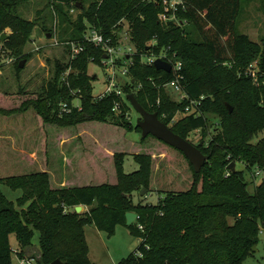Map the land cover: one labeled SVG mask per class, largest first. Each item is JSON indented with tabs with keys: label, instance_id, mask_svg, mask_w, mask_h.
Instances as JSON below:
<instances>
[{
	"label": "trees",
	"instance_id": "1",
	"mask_svg": "<svg viewBox=\"0 0 264 264\" xmlns=\"http://www.w3.org/2000/svg\"><path fill=\"white\" fill-rule=\"evenodd\" d=\"M24 1L0 0V36L8 30L3 43L18 59H28L23 48L35 25L18 14ZM86 1L48 0L62 22L71 23V4L76 8L78 5L80 11L72 22L74 29L64 42L82 44L84 50L64 64L56 62L53 76L41 94L21 99L13 108L0 106V115L10 119L19 114L16 116L24 119L32 109L44 124L104 125L86 133L81 129L65 145L60 139L68 135L58 134L53 165L45 153L44 158H39L40 142L34 151L26 150V144L13 143L12 148L0 144V264H12L10 234L16 237L17 257H24L34 230L39 232L41 264L55 259L63 264H94L88 257L85 224L92 223L99 231L111 234L117 225H126L127 212L136 215L126 226L140 242L117 264H243L259 242L260 229L264 230V33L259 44L239 32L241 0H183L185 9L176 13L181 25L159 20L162 7L158 1L91 0L85 6ZM262 4L264 8V0ZM123 21L128 24L129 41L135 48L127 70L131 83L121 87V94L112 92L97 99L93 95L95 77L88 74V66L91 61L100 62L105 52L101 46L86 42L84 35L88 29H95L109 39V45L115 46ZM161 52L168 56L175 53L182 60L180 83L185 96L180 101L171 100L165 90L173 73L142 61L145 56ZM255 58L263 73L257 77L259 85L243 73ZM132 88L136 89L135 94ZM122 93H133L146 110L156 112L173 132L187 140L189 134L199 131L201 137L193 144L208 155L200 171L195 172L180 150L152 135L141 137L142 143L152 136L178 151L192 175L190 185L178 190L168 188L172 183L167 186L161 176L157 187L164 196L156 204L133 202L134 192L151 189L153 158L149 153L156 148H148V144L147 148L153 151L127 153L112 144L113 150L107 151L111 143L103 132L113 133L120 128L141 132L127 115L130 106ZM75 99L79 100L78 105L74 104ZM62 103L68 111L61 110ZM116 103L120 105L118 114L113 110ZM188 105L192 112L174 120L175 112ZM211 115L217 118L213 131L208 129ZM78 137L85 141L77 142ZM63 146L68 150H63ZM79 146L85 149L77 153L80 156L73 162V153L79 151ZM127 154L139 166L131 173L123 170ZM7 156H11V161ZM230 162L242 163L249 171H262L263 177L253 194L247 191L244 171L236 167L232 172L228 169ZM73 164L77 171L65 174L67 166ZM108 171L115 174V178L110 174V182ZM2 184L20 190L21 195L10 200L2 191ZM78 205L87 206L88 210L76 212Z\"/></svg>",
	"mask_w": 264,
	"mask_h": 264
},
{
	"label": "rangeland",
	"instance_id": "2",
	"mask_svg": "<svg viewBox=\"0 0 264 264\" xmlns=\"http://www.w3.org/2000/svg\"><path fill=\"white\" fill-rule=\"evenodd\" d=\"M90 1L91 0H87L85 6H87ZM76 6L77 8L71 4V8L68 12L71 22L69 23L61 21L55 12L54 6L48 4V0H25L19 5L17 10L18 14L22 16V18L35 23L32 28L31 37L23 48V53H28L29 57L28 59H18L13 51L5 47L3 41L6 37H4L3 40H0V106L13 108L20 104L21 99L27 100L35 98L37 95L41 94L43 86L50 78H52L56 62L59 61L64 64L68 61L69 50L66 47L64 40H67L70 37L72 30L74 29L72 22L75 21L80 11L78 10V5ZM263 9L262 0H241V10L237 18L239 32L247 34L252 41L259 44L260 37L264 32ZM174 20H177V22H175L176 24L180 23L177 18H174ZM161 22L167 24L169 21ZM186 26L192 30L190 25H185V27ZM127 28L128 24L123 21L122 29L117 31L118 41L115 47L119 48L121 52L128 50L134 52L135 48L129 41ZM7 33L8 30H5L2 34H5L6 36ZM104 55L107 57H103ZM104 55L100 62L94 63V61H91L88 66V74L95 77L93 80L94 96L108 90V87L112 82L113 90L118 88L121 89V87H129L131 83L130 76L127 73H122L127 66V62H125L126 56L119 53L114 54L111 62L108 60V55L106 53ZM116 58L121 64L119 62L117 63L115 60ZM23 59L25 60L24 65L23 67H19V63ZM174 60L182 63V60L176 55ZM250 65L257 66V59L255 58L252 60L244 69H247ZM112 78L113 81H111ZM148 80L152 82V80ZM165 90L171 100L180 101L181 92L174 90L168 85H166ZM132 92L135 94L136 89L132 88ZM122 94L126 96V94ZM78 103L79 100L75 99L74 104L78 105ZM129 106L130 109H128L127 115L129 116L131 123L135 126L140 115L132 107L130 102ZM119 112L120 107L115 110V113L118 114ZM184 114H186L184 110H177L174 114V120H177ZM16 115H12V117L9 116L10 119L0 115V144L2 147L9 148L8 145H10L12 148L13 143L22 146L26 144L28 145L26 150L31 149L34 151L36 148L35 146L40 142L41 145L38 147L37 151L40 155L39 158H44L42 155L45 153L48 162L52 165L55 156H57L56 136L58 134L63 133L68 135L67 137L64 136L60 139L62 140L61 143L65 145L68 143L69 137L72 138L73 136H76L80 133L81 129L86 133V131H93V128L100 130L99 127L104 125L93 122L83 124L86 127H59L56 124H44L32 109H29L25 113L26 117H24V119H19V116ZM216 119L217 118L212 115L209 116L211 124L208 128L209 131H213ZM94 133L96 134V132ZM102 134L105 136V139L111 143L108 144L110 147H108L110 149L107 150L108 152H110L111 149L113 150L114 146L119 147L118 151H126L127 153L143 152L148 149L149 146L156 148L153 153H149L153 158L152 184L150 183L151 189L149 191L146 190L143 195H140V191L134 192L133 202L135 204L139 202L142 204H156L159 198L164 196V191L161 189L159 190L157 187L158 183L161 182V176L167 186L170 185V182L172 183V186L168 188L173 190L187 188L190 185L192 180L191 171L186 160L175 149L162 144L160 141L157 142L158 140L155 141L156 139L154 138V140L152 136L148 137L142 143L140 140L141 132L135 129L126 131L120 128L119 131L108 134L103 132ZM200 137V132L194 131L189 134L188 139L192 143H195ZM258 137H261V134H259ZM257 138H255V140ZM43 139L45 140V144H43ZM83 139L82 137H78L77 142L85 141ZM63 148L65 147L63 146ZM77 149H79V151L76 150V153H73L75 157L73 158V162H75L76 159L78 160L80 156H78V154L81 153V151L83 152L85 148L79 146ZM63 150L68 149L65 148ZM70 150L73 152L74 147H71ZM148 150L153 151V149ZM63 152L66 154L65 151ZM31 155H34V153ZM10 158L8 157L9 161H11ZM138 167L137 162L130 154H127L124 157L123 170L125 173H131L137 170ZM236 167L238 170L244 171V177L247 182V191L253 194L254 187L260 183L263 173L259 172L258 175H254V172L257 171L256 168H252L251 171H249L242 163H237ZM73 169L77 171L78 168L76 164H73L72 167L67 166L64 173L70 174L73 172ZM110 174L115 178L114 171L113 173H109L108 171L107 176L109 177V182L111 181ZM1 189L9 199H13L12 197L14 195H18L21 192L20 190H12L5 184L1 185ZM84 210L85 209H82L80 212ZM84 230L88 245V257L94 264H117L119 260L133 252L140 242L138 238L131 235L126 225H117L111 234L99 231L92 223L85 224ZM259 235V242L257 243L256 250L243 262V264L264 263V233H260ZM31 242L32 244L29 246L28 253L29 255L33 254L34 256H38L40 250L39 232L37 230H34ZM10 243L13 249H15L17 241L14 234H10ZM17 259L18 257L15 251H13L12 263L16 264Z\"/></svg>",
	"mask_w": 264,
	"mask_h": 264
},
{
	"label": "built area",
	"instance_id": "3",
	"mask_svg": "<svg viewBox=\"0 0 264 264\" xmlns=\"http://www.w3.org/2000/svg\"><path fill=\"white\" fill-rule=\"evenodd\" d=\"M154 1H158L162 7L161 12L159 13V20L160 21H174L177 22V20H174V18H176V13L178 12V10H184L185 9V3L183 2V0H154ZM179 24V23H178ZM84 40L86 42L92 43L94 46H101L102 49L104 50V52L108 55V60L112 62L113 59V55L114 54H121L126 56L125 62H127V66L125 67V69L122 71V73H127L128 70V65L131 63V54L133 53L132 51L128 50V51H124L121 52V50L119 48H116L115 46H111L108 44L109 39H105L102 35L101 32L95 30V29H88L87 32L84 35ZM65 45H68L69 48V57L70 59H75L77 57V55L82 52L84 50V46L82 44L76 43L74 41H68L65 42ZM118 49V50H117ZM175 57V53H173L171 56H168L166 53L161 52L157 55H151V56H145L143 57L142 61L147 63V64H152L153 62L157 59H163L167 62H169L171 64V71L174 75V78L167 83L168 86H170L171 88H173L176 91L181 92V96L180 99L184 98V94L182 92V88H181V83H180V78H181V74H180V70L182 67V63L180 61H176L174 60ZM243 73L247 76H251L254 80H255V84L259 85L260 82L257 81V77L263 75V73H260L258 70V66H253L250 65L247 69H245L243 71ZM114 77V75H113ZM111 81H113V78L111 79ZM113 87V82L110 83L108 90H106L105 92L100 93L99 95L95 96V98H103L104 96H106L107 94H110L112 92H115L117 94H121V89H112ZM193 102H191L192 105ZM77 105V104H76ZM188 105L185 107L184 111L185 113H191L192 112V106ZM119 107V103H116L113 107V110L115 111L116 109H118ZM61 110L62 111H67V105L65 103L61 104ZM257 171L254 172V175H258L259 172H262L258 169H256ZM136 219V217H135ZM138 229L142 230V226L138 225ZM263 228L260 229V233H264L263 232ZM13 264V263H12ZM16 264H41L39 262V256H34V255H30V256H24V257H18ZM264 264V263H263Z\"/></svg>",
	"mask_w": 264,
	"mask_h": 264
},
{
	"label": "water",
	"instance_id": "4",
	"mask_svg": "<svg viewBox=\"0 0 264 264\" xmlns=\"http://www.w3.org/2000/svg\"><path fill=\"white\" fill-rule=\"evenodd\" d=\"M78 4V3H77ZM48 36V35H47ZM5 34L0 36V40L4 39ZM103 57H107L104 55ZM24 59L20 61L19 67H23ZM153 66L157 70H163L165 72L171 71V64L163 59L157 58L153 62ZM126 99L131 103L132 107L138 112L140 118L136 122V126L140 128L141 137L145 138L147 135H152L157 139L163 141L164 143L180 150L184 156L189 160L192 164L195 172H199L201 167L208 160V155L204 154L195 144L190 142L189 140L181 137L180 135L173 132L169 126L161 121L156 112H150L146 110L136 99L133 93L126 94ZM231 111L232 108L229 107ZM228 169L232 172L236 171V163L230 162L228 165ZM146 191L145 188L140 190V195ZM76 212L81 211V205L75 207ZM126 225L131 224L135 220V213L127 212L126 213ZM256 250V247H253V251ZM50 264H63L59 259L53 260Z\"/></svg>",
	"mask_w": 264,
	"mask_h": 264
},
{
	"label": "crops",
	"instance_id": "5",
	"mask_svg": "<svg viewBox=\"0 0 264 264\" xmlns=\"http://www.w3.org/2000/svg\"><path fill=\"white\" fill-rule=\"evenodd\" d=\"M264 33V32H263ZM5 194V193H4ZM21 195V192L18 194V195H14L12 198L13 199H10V200H13V201H15L16 200V198L18 197V196H20ZM82 209H85V210H87L88 209V207L87 206H84V205H81V210ZM84 210V211H85ZM83 212V211H82ZM9 239H10V237H9ZM11 244V243H10ZM11 248L13 249V247H12V245H11ZM29 248L30 247H27L26 249H25V255L27 256V255H29V253H28V251H29ZM18 249V246H16V248L15 249H13V251H16ZM38 256H40V254H38Z\"/></svg>",
	"mask_w": 264,
	"mask_h": 264
}]
</instances>
